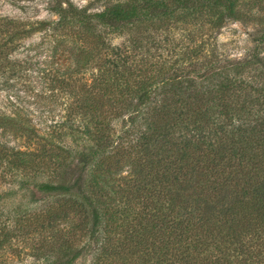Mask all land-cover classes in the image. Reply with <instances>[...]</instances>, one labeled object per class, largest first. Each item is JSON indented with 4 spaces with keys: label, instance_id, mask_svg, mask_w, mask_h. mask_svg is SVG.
I'll return each mask as SVG.
<instances>
[{
    "label": "trees",
    "instance_id": "obj_1",
    "mask_svg": "<svg viewBox=\"0 0 264 264\" xmlns=\"http://www.w3.org/2000/svg\"><path fill=\"white\" fill-rule=\"evenodd\" d=\"M51 10L0 18V264H264V37L220 50L232 0Z\"/></svg>",
    "mask_w": 264,
    "mask_h": 264
},
{
    "label": "rangeland",
    "instance_id": "obj_2",
    "mask_svg": "<svg viewBox=\"0 0 264 264\" xmlns=\"http://www.w3.org/2000/svg\"><path fill=\"white\" fill-rule=\"evenodd\" d=\"M79 8H86L91 12L100 11L106 1L109 0H69ZM235 5L236 19L227 22L222 29L217 31L216 38L220 44V50L231 58H241L256 45V41L264 37V0H232ZM56 0H0V18L11 19L21 22H38L52 20L55 16L52 13V6ZM32 39L20 41L18 43V54L25 53L26 50L32 49L30 55H35L36 59L39 54L43 39L34 35ZM117 39L115 42L117 43ZM261 56L264 57V42L260 45ZM28 53V52H27ZM38 61V58L36 59ZM0 80L9 83V75L3 76ZM35 85V84H34ZM37 86V85H36ZM35 86V87H36ZM28 89V88H27ZM39 95L38 90L34 92ZM26 94L23 90L16 92L20 102V108L23 112L24 123L31 122L36 128L41 130L50 110L39 95ZM9 90L0 88V114H9L10 101ZM1 134V132H0ZM9 146L14 145V138L6 134L1 139ZM125 174V173H124Z\"/></svg>",
    "mask_w": 264,
    "mask_h": 264
}]
</instances>
